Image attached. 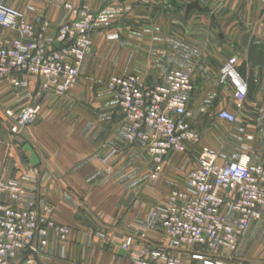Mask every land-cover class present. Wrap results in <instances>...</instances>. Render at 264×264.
<instances>
[{"label":"crops","instance_id":"0c3cea01","mask_svg":"<svg viewBox=\"0 0 264 264\" xmlns=\"http://www.w3.org/2000/svg\"><path fill=\"white\" fill-rule=\"evenodd\" d=\"M0 1L25 14L33 24L50 21L53 31L67 3L77 7L88 5L97 13L103 7L130 3L129 0ZM176 4H180L179 0ZM192 4H198L200 10L194 9L185 15L186 30L180 28V14H171L169 28L155 31L154 39L144 34L143 44L132 41V36L125 31L108 30L106 36L99 30L105 18L99 21L93 33L94 48L85 60L78 86L94 87L99 80L108 81L116 75H138L147 86L154 87L163 84L169 72L190 69L194 84L188 105L190 118L220 120L221 111L234 112L239 131L244 133L236 137L237 143L241 140V146L235 148L249 155L253 164H263L264 0H196ZM110 18L107 15L105 20ZM156 20H163V15ZM130 33L141 35L140 31ZM15 36L0 28L2 44L10 46ZM113 36L123 39L115 41ZM232 57L239 59V72L249 86L241 108L233 101V85L221 79V69ZM105 63L103 72L101 67ZM31 80L32 88H38V82ZM15 93L9 83H0V181H13L31 190L39 214L70 230L66 240L54 231L50 233L47 246L38 257L40 264H132L131 255L122 249L123 238L132 234L141 248L161 246L162 236L154 231L147 230L146 237H141V225L148 213L145 204L138 209L137 218L134 215L138 210L125 212L112 201L114 197L147 198L148 175L151 173L152 177L155 172L148 144L130 143L125 137L126 130L117 131L113 122L101 125L99 99L93 104L96 109L89 116V125L80 121L82 125L68 127L60 121L63 100L47 99L40 123L27 126L19 137L6 114ZM187 123L199 134L200 144V132L191 122ZM219 139L229 143L226 135L220 134ZM190 145L187 152L193 151L194 145ZM186 153H171L158 172L162 188L169 191L166 200L173 189L185 190L189 173L199 167L195 164V169L190 168L189 161L183 158ZM106 166L110 172L104 171ZM0 199L14 204L4 197ZM28 203L24 199L17 206L26 207ZM246 235L247 232L240 241L238 253ZM262 245L252 255L256 264H264ZM228 262L246 264L247 261L234 255ZM19 263L20 260L14 264ZM183 264L199 263L184 257Z\"/></svg>","mask_w":264,"mask_h":264},{"label":"built area","instance_id":"2783aa9c","mask_svg":"<svg viewBox=\"0 0 264 264\" xmlns=\"http://www.w3.org/2000/svg\"><path fill=\"white\" fill-rule=\"evenodd\" d=\"M94 24L90 8L67 3L53 31L50 21L33 24L25 14L0 1V28L16 35L10 46L0 42V83H9L16 91L6 112L14 133L20 135L39 119L38 97L62 96L77 86L93 46ZM221 75L233 85V101L241 108L249 86L239 72V59L230 58ZM31 79L38 82V88H32ZM108 88L130 122L126 139L148 144L155 165L153 179L171 153H186L188 144L200 142L199 134L186 122L191 117L192 70L171 71L163 84L154 87L138 75L114 77ZM218 118L237 122L236 114L227 109ZM198 160L199 167L187 177L186 189H173L168 202L150 211L141 225V237H146L147 230L154 231L162 236L161 246L141 248L135 234L123 238L122 249L131 255L132 264H183L184 257L199 264H229L250 226L264 223V163L253 164L247 154L220 163L219 156L207 147L200 150ZM0 197L14 203L0 199V264L19 260V264H40V251L52 231L62 240L68 238L67 227L40 218L31 190L1 181ZM24 199L28 205L17 206Z\"/></svg>","mask_w":264,"mask_h":264},{"label":"rangeland","instance_id":"374dc122","mask_svg":"<svg viewBox=\"0 0 264 264\" xmlns=\"http://www.w3.org/2000/svg\"><path fill=\"white\" fill-rule=\"evenodd\" d=\"M116 2H120L123 0H115ZM130 3L125 5H113L103 7L101 9H97L98 13L93 11L90 6L84 5L92 10L93 14L95 15V24L93 26V32L91 34L92 39V49L87 54V57L92 53L94 48V41H93V33L96 30V26L99 24L98 22L107 18V15H110V21L104 19L103 24L99 27V30L104 31L105 35L107 36L108 30H119L125 31L128 35L132 36V41H136L138 44H143L144 41V34L145 35H152V39L155 38V31L165 30L169 28L171 23V14H180V28L186 30L187 29V20L184 19L186 15L187 7L195 3L196 0H179V5L177 6L176 1L172 2V0H129ZM202 2L206 0H201ZM77 7V6H75ZM83 7V6H81ZM218 11V9H216ZM217 14V13H215ZM163 15V20H156L157 16ZM130 31H140L141 35L138 34L135 36L131 34ZM116 37V39H115ZM113 40L117 41L120 38L119 36H113ZM107 40V39H106ZM186 40V38H185ZM85 63V61H84ZM82 64V68L83 65ZM106 67V63L102 65L101 71L104 72ZM81 68V72H82ZM129 76V75H127ZM127 76H112L108 81H100L95 85L92 86H78L81 84L79 80L77 86L66 93L65 95L58 96V95H51L46 94L38 97L36 100V106L39 107V117L41 114H44L45 110V102L47 99L53 98L62 99V106L61 109L63 112L60 114V121L63 126H79V125H89V121H91L90 117L91 112L95 110L93 104L99 99V110L100 113V122L101 125H107L108 122L112 123L116 126L117 131H124L130 125V122L127 116L124 114L123 110L119 106V102L116 98V95L113 94L110 89L108 88L109 82L114 77H127ZM81 79V77H80ZM222 80H226L224 76L221 75ZM110 94V95H109ZM110 96V98L108 96ZM106 113L104 116L103 114ZM82 119V120H81ZM191 119V121H190ZM187 122H191V125L200 132L202 141L200 144L191 146L193 151H188L186 156L183 155V158L189 161L190 168L195 169V164H199V152L201 148H209L213 152H215L219 156V162L222 163L224 160L231 158L234 155H241L240 150L235 147L241 146V140L239 143L235 141L236 137H241L244 135L236 124H230L226 121L217 120L215 117L213 118H187ZM82 124H81V122ZM226 135L228 137L229 143L221 141L219 139V135ZM18 135V134H17ZM22 133L19 135V137ZM22 137V136H21ZM232 147V148H230ZM240 151V152H239ZM118 157V156H117ZM116 157V158H117ZM182 157V156H181ZM228 157V158H227ZM188 158V159H187ZM150 159V158H149ZM148 159V161H149ZM198 168V167H197ZM196 168V169H197ZM3 181V180H1ZM0 181V183H1ZM147 198L139 199V197L133 198H115L112 199L114 202L116 201V206L119 209L124 210L125 212L128 209H132L133 212L137 211L138 209H142L145 204V209L148 211H152L154 208L164 205L168 202L167 196L169 191L162 188L161 183V176L157 179H153L151 177V173L148 175L147 181ZM111 201V200H110ZM142 204V207H140ZM140 213L138 210L137 215ZM41 219H45L46 221H53L49 216L39 214ZM138 218V217H137ZM55 222V221H54ZM56 223V222H55ZM58 224V223H57ZM252 227L249 228L247 231V235L244 238V241L241 245L240 252L236 255L238 257L243 258L246 264H256L255 257H252L254 253L258 250L259 244H264V223H255L251 225ZM70 234V230H69ZM264 247V245H262ZM235 255V256H236ZM255 259V260H254Z\"/></svg>","mask_w":264,"mask_h":264},{"label":"water","instance_id":"95a60500","mask_svg":"<svg viewBox=\"0 0 264 264\" xmlns=\"http://www.w3.org/2000/svg\"><path fill=\"white\" fill-rule=\"evenodd\" d=\"M194 9L200 10V7L198 4H192L187 7L186 14H189ZM40 123V119H37L34 123V125H38Z\"/></svg>","mask_w":264,"mask_h":264}]
</instances>
